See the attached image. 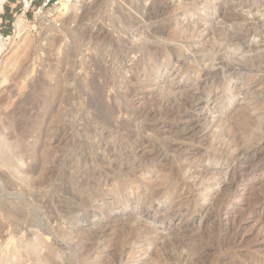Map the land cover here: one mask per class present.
I'll list each match as a JSON object with an SVG mask.
<instances>
[{"label":"rangeland","instance_id":"rangeland-1","mask_svg":"<svg viewBox=\"0 0 264 264\" xmlns=\"http://www.w3.org/2000/svg\"><path fill=\"white\" fill-rule=\"evenodd\" d=\"M86 2L0 17V264H264V153L218 139L252 90L264 107V72L221 90L222 62L263 53L264 0Z\"/></svg>","mask_w":264,"mask_h":264},{"label":"bare ground","instance_id":"bare-ground-1","mask_svg":"<svg viewBox=\"0 0 264 264\" xmlns=\"http://www.w3.org/2000/svg\"><path fill=\"white\" fill-rule=\"evenodd\" d=\"M7 2H8V0H0V17L2 15V13H3L4 5ZM78 5H81V4L73 5V7H75V6L77 7ZM71 7H67L66 8V12L65 11L64 12L67 14L69 8H71ZM191 11H193V10H191ZM188 13H189V11H188ZM23 17H21V16L18 17L17 21L14 23V26L16 28V30H15L16 34L18 36H20V37H21V34L26 31V20H24ZM261 24H262V27H263L264 26V21L260 22V25ZM151 35H152V38H154V39L158 35H160L158 29L154 30L153 34H151ZM179 35L180 34H173V36H169L167 38H168V40L174 42V41H177V38L179 37ZM15 37H16V35H15ZM7 39L5 37H3L2 34L0 33V54H1L2 50H3L4 45H6L5 43H6ZM262 51H263V53H261V51H260L259 54H257V56H252V57H246L245 56V57H242V59L240 57L239 61L237 59L236 61H238L240 64H242L241 66H239V68H235L234 66L230 65L229 63H225V62L221 63L223 68L226 70V72L224 71L225 72V74H224L225 75V79L222 80V82H221L222 93H224L225 90L233 92L232 86L234 87V85L232 84L231 80L232 79L237 80V76L239 75V73H241L243 70H245L247 68H250L249 71H252V72L256 73L254 78H251V76L253 77L254 74L250 75V77L248 76L249 78H251V80H249V82L246 81L245 85L247 87L252 85V84H255L254 81H256V79H255L256 77L258 78L257 83H259V81L261 82V80H263L262 78H264V77L261 78L260 77L261 76L260 73L264 72V48H263ZM161 52H162L161 49L144 50L143 51V55H144L143 57H144L145 60L147 59L146 60L147 63L149 61H151V64H152L153 60H159V56L158 55ZM165 56L168 57L169 55L166 54ZM168 58L165 57V59L169 62ZM159 62H160V60H159ZM154 63H156V62H154ZM160 63H162V62H160ZM143 65H145V63ZM161 66H160V68H161ZM154 67H155V65H154ZM154 71H156V70H154ZM243 77H244V75H243ZM239 80H240V78H239ZM243 82H244V80H243ZM95 85H97V84H95ZM103 86L95 87L98 90L97 93H99L100 95H101L102 88H104ZM235 86H237V85H235ZM230 87H231V89H230ZM96 89H94V90H96ZM100 95H99L98 98L91 99L92 100L91 102L88 101L89 102L88 104H90L89 107H93L96 110V113H98L97 114V119H102L104 121L102 123H104V125L106 123V126H107V124L110 123V118H111L110 116L112 115L113 111H111V112L109 111V114H107V115H106V113H104V107L102 105L103 101H102ZM226 95H225V97H226ZM227 97H228L227 101L235 100L233 95H231V94H228ZM221 98H222V96H221ZM227 101H224L223 107L226 110H230V107L228 106L229 103ZM244 101L245 102L243 104L238 106L237 111L235 110L236 112H232L231 111L230 114H227L225 116L223 115V121L219 125L218 139L220 140V143H221V148H220V151H219L220 154L227 155V157H230L232 163L233 162L235 164L241 163L242 165L246 164V166L248 167L249 163L251 164V163L256 162L257 161L256 157H258L260 154L262 155L264 153V112L259 113V111L263 110L264 107L263 108L260 107L261 99L259 97L258 92L254 91V90L251 91L249 96L245 97ZM239 150H240V153L238 155L234 156V153L236 151H239ZM221 157H223V156H221ZM244 176H245L244 174H236L235 173V176H234V178L232 180V183H234L236 181V178H242ZM228 192H229V190H228ZM0 210H5V212H8V213L11 212L2 203H0ZM230 231H231L230 228H228L226 230L227 233H230ZM38 250H39L38 247L34 249V251L39 252ZM41 250H42V248H41ZM4 263H2V264H4ZM5 264H8V263H5ZM41 264H45L44 258H42Z\"/></svg>","mask_w":264,"mask_h":264},{"label":"built area","instance_id":"built-area-1","mask_svg":"<svg viewBox=\"0 0 264 264\" xmlns=\"http://www.w3.org/2000/svg\"><path fill=\"white\" fill-rule=\"evenodd\" d=\"M85 1L90 0H8L7 4L13 3L10 9L13 11L15 8H18L20 14H24L27 20L30 15L36 18V16H42L43 12L51 11L50 17L44 16L46 17L45 19L49 20L50 18H54L53 20H57L60 23L58 15L63 10Z\"/></svg>","mask_w":264,"mask_h":264}]
</instances>
